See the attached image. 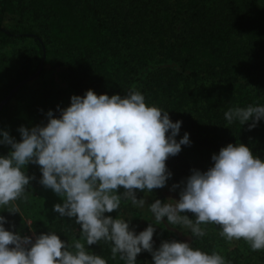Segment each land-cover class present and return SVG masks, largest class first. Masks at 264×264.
I'll return each instance as SVG.
<instances>
[{
  "label": "trees",
  "instance_id": "trees-1",
  "mask_svg": "<svg viewBox=\"0 0 264 264\" xmlns=\"http://www.w3.org/2000/svg\"><path fill=\"white\" fill-rule=\"evenodd\" d=\"M241 1L0 0V45L28 40L18 55V68L0 86L1 101L24 81L0 110V131L20 141L21 126L46 125L49 110L60 115L64 107L52 79L38 80L46 66L60 65L78 96L89 89L124 96L134 85L148 103L168 111L173 122L182 121L175 139L187 132L191 144L182 145L166 162L172 173L166 186L180 185L178 193L192 169L207 171L212 155L229 143H243L264 159V119L248 130L251 121L228 124L224 117L231 107L264 105V28L247 1ZM12 16L17 20L7 24ZM9 151L10 146L0 144V156ZM165 187L136 195L147 205L156 199L165 202ZM27 191L32 194L28 186ZM17 203L21 210L28 202ZM126 208L134 218L131 224L136 223L141 212L130 201L105 215L124 217ZM0 215L6 218L5 229L21 236L32 230L36 236L55 231L66 242L69 237L67 217L44 225L28 224L3 207ZM210 227L204 237H192L194 247L208 253L222 247L230 264L264 258V251H252L242 240L228 249ZM92 246L108 264H124L111 258V244Z\"/></svg>",
  "mask_w": 264,
  "mask_h": 264
},
{
  "label": "clouds",
  "instance_id": "clouds-1",
  "mask_svg": "<svg viewBox=\"0 0 264 264\" xmlns=\"http://www.w3.org/2000/svg\"><path fill=\"white\" fill-rule=\"evenodd\" d=\"M59 112L56 117L49 110L46 125L21 126L20 141L0 131V144L11 148L0 156V207L20 213L17 202L30 200L27 186L35 179L26 174V166L38 165L39 183L63 201L53 210L74 219L79 239L66 242L49 231L33 240L6 230L0 215V264H108L88 249L101 241L111 244V258L124 264H137L142 251L151 254L153 264H230L219 252L208 253L192 242L163 241L154 249V225L165 218L167 225L187 229L192 237L202 238L207 225H216L226 241L243 240L252 251H264V159L248 146L229 143L212 155L207 171L192 169L181 182L178 200L147 205L154 222L137 234L130 219L105 214L119 212L125 201L145 208L146 199H138L136 192L150 194L166 186L172 176L167 160L191 144L187 132L175 139L182 121L173 122L168 111L148 103L134 85L124 96L89 89L73 95L70 106ZM224 117L228 124L251 121L252 130L264 119V105L231 107ZM178 187L173 184L171 190Z\"/></svg>",
  "mask_w": 264,
  "mask_h": 264
},
{
  "label": "rangeland",
  "instance_id": "rangeland-1",
  "mask_svg": "<svg viewBox=\"0 0 264 264\" xmlns=\"http://www.w3.org/2000/svg\"><path fill=\"white\" fill-rule=\"evenodd\" d=\"M247 1L249 7L254 10L255 15L257 17V21L259 24L264 28V0H242V2ZM17 19L12 16L9 17L8 20L5 22L7 24H12ZM28 45V40L19 43H13L10 45L2 46L0 45V86L7 80V78L16 71L20 64V59L18 55L21 51L22 46ZM36 47V45H35ZM43 79H52L53 81V91L57 92L59 95L60 103L64 108L70 106L71 97L73 95H77L72 87L71 81L68 75V72L64 66H56L55 68H50L49 66L45 67V71L43 74L38 78L39 81ZM28 96L30 99L31 93L28 92ZM206 165V164H205ZM25 172L29 176H34L35 179L31 180L28 187L32 189V194L30 196V200L25 205L23 209L20 210L18 215L22 217V219L31 224L33 221H39L44 225L48 223H52L56 221L60 215L59 213L55 212L54 205L57 203H63L62 199L55 194L51 189L45 188L42 186L39 181L42 177V173L40 171V167L35 164H29L26 166ZM172 188L166 186L164 188V194L166 197V201L168 199L178 200L179 193L176 190H171ZM120 192H123V188L120 189ZM123 203H128L125 201ZM127 207V205L125 204ZM1 208V207H0ZM128 208V207H127ZM125 209L124 217L130 219V229L134 230L137 234L139 232L146 229L149 223L154 222V217L151 212L147 208V204L145 208H139L141 212L140 219L137 220L136 223L131 224V220H134L132 216V212L127 211ZM74 219L70 220L68 224L69 228V237L67 241H72L73 238L79 239V230L80 226L72 224ZM208 226V225H207ZM213 227L208 228L209 232L214 233L216 236V240H220L222 244H226L227 248L232 247L234 244H237L239 241H232L228 242L224 238L219 235V227L216 225H212ZM156 231L153 236L154 241V249L159 248L160 244L163 241H180V242H191L192 236L189 230L177 228L173 229L171 226L167 225L166 218L160 225H154ZM24 236L32 237L33 240L35 239L36 235L32 230H29L25 233ZM243 241V240H242ZM233 244V245H232ZM237 247L239 245L237 244ZM89 251L96 255H100L99 251H97L92 245L88 246ZM220 254L223 253V248H218ZM103 257V256H102ZM104 258V257H103ZM254 258L251 264H264V258L260 259ZM137 264H153L152 256L149 252L142 251L137 256Z\"/></svg>",
  "mask_w": 264,
  "mask_h": 264
},
{
  "label": "water",
  "instance_id": "water-1",
  "mask_svg": "<svg viewBox=\"0 0 264 264\" xmlns=\"http://www.w3.org/2000/svg\"><path fill=\"white\" fill-rule=\"evenodd\" d=\"M24 84V81L16 85L1 101H0V110L3 108V106L6 104L8 99L13 95V93Z\"/></svg>",
  "mask_w": 264,
  "mask_h": 264
}]
</instances>
